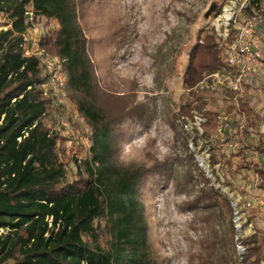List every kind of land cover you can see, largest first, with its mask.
<instances>
[{
    "label": "trees",
    "instance_id": "1",
    "mask_svg": "<svg viewBox=\"0 0 264 264\" xmlns=\"http://www.w3.org/2000/svg\"><path fill=\"white\" fill-rule=\"evenodd\" d=\"M248 1L242 16L257 11L264 19V0ZM97 4L102 8L101 0H0L6 25L0 29V264H157L148 239L144 191L150 184L157 191L170 182L187 197L182 207L191 213V221L207 228L190 261L264 264V233L236 239L231 200L197 167L188 146L198 131H188L185 125L198 110L206 120L203 133L193 140L208 139L210 167L240 157L241 168L254 171L263 186L264 168L247 162L243 154L247 141L239 135L242 123L228 118L237 112L249 120L252 109L242 97L229 93L225 118L220 119L204 97L197 96L208 90L200 88V82L224 65L217 37L199 34L188 51L183 86L195 98L181 104L170 123L181 147V155L175 157L180 171L175 159L126 164L120 161L121 140L131 128H147L154 109L142 102L131 105L127 97L113 94L114 84L108 80L112 51L128 46L132 37L114 21L109 30L100 28L93 18ZM26 12H32L31 19ZM37 17L57 23L40 44L59 58L72 102L91 130L89 157L81 162L83 169L76 165L73 180L67 178L59 156L64 129L53 130L44 123L51 99L43 95L42 60L25 54V33ZM262 21L257 27L264 30ZM107 98L118 100L119 108L105 102ZM210 126L214 137L208 133ZM234 142L236 150L225 157V145ZM258 142L256 150L264 154V142ZM100 220L105 221L107 246ZM238 243L245 248L242 254Z\"/></svg>",
    "mask_w": 264,
    "mask_h": 264
},
{
    "label": "rangeland",
    "instance_id": "2",
    "mask_svg": "<svg viewBox=\"0 0 264 264\" xmlns=\"http://www.w3.org/2000/svg\"><path fill=\"white\" fill-rule=\"evenodd\" d=\"M231 1L233 0H101L102 8L99 4L95 6L93 18L100 28L109 30L114 21L126 36L131 34L132 37L128 46L112 51L114 60L111 61L108 80L113 82L112 90L115 93L110 92L119 97H127L126 101L131 105L142 102L154 109L147 128H131L129 135L121 140V162L150 165L154 161L176 160L175 157L181 155L179 140L175 139L170 123L174 122L179 106L190 97L195 98L183 86L188 51L199 34L214 33L210 28V18L204 17L208 8L215 5L216 12L211 15L215 17ZM32 22V27L25 33L24 49L28 55L39 56L42 60L43 73L46 75L43 95L51 99L44 123L53 130L64 129L61 133L66 138L59 143V156L65 163L67 178L73 180L76 165L81 166V162L89 157L91 130L76 111L59 58L40 44L44 35L57 28L56 21L37 17ZM5 27V19L0 15V29ZM258 32V37L264 43V30L258 29ZM202 88L209 91L203 89L204 94L199 93L197 96L204 97L208 108L225 117L224 108L228 104L226 96L229 91L221 86L216 90L211 87ZM233 96L238 99L242 97L252 109L249 120L245 114L237 112L228 115L235 123H242L241 128L245 132L241 130L239 135L243 141L261 139L264 142V69L245 78L240 90ZM105 102L119 108L115 103L120 102L116 99L107 98ZM187 119L185 129L195 128L193 117L192 120L189 117ZM207 128L208 133L214 137V126ZM231 133H234L233 130ZM194 136L198 135L194 133L190 137L189 149L194 153L197 167L205 172L215 188L222 189L221 192L228 196L231 203H238L241 209H244L243 201L244 207H249L246 201L259 198V191L251 186L248 171L241 168L243 163L240 157L234 158L229 164L218 163L211 168L208 139H197L194 143ZM235 150L227 146L225 157ZM178 164L176 160L177 170L180 169ZM81 168L83 169L82 166ZM197 187L199 186L193 183V191ZM153 188V184H150L144 191V202L149 225L148 239L157 264H196L189 257L198 251V240L205 235L207 228L203 223L191 221V213L182 207L187 197L178 194L172 182L164 189L156 191L154 188L155 191H151ZM247 222L244 218L243 230L241 233L238 230L239 235L251 233ZM100 226L103 244L107 246L109 236L104 220H100ZM257 230L264 233V228Z\"/></svg>",
    "mask_w": 264,
    "mask_h": 264
},
{
    "label": "built area",
    "instance_id": "3",
    "mask_svg": "<svg viewBox=\"0 0 264 264\" xmlns=\"http://www.w3.org/2000/svg\"><path fill=\"white\" fill-rule=\"evenodd\" d=\"M248 2V0H233L230 5L223 8L220 14L215 17H209L210 28L219 41L225 68L223 71L208 75L200 82L199 86L215 89L218 84H224L227 81L228 88L233 92H238L244 78L253 76L261 70L264 44L258 37L257 22H261L263 16L260 12L253 11V16L240 19L239 17ZM26 15L29 19L32 18V12H26ZM25 54L28 55L26 52ZM227 67H234L237 74L231 76L229 70L225 73L224 71H226ZM48 68H50L49 65ZM193 122L197 128L193 127L198 130V135H201L203 133L202 125L205 122L203 114L193 111ZM223 127L224 125L218 128L219 133H221ZM234 204L233 222L237 230V239L242 237V234H238V230L240 233L243 230L242 221L245 218V212L238 206V203ZM247 205L249 206L250 203H247ZM237 249L239 254L245 251V248L240 243L237 244Z\"/></svg>",
    "mask_w": 264,
    "mask_h": 264
},
{
    "label": "crops",
    "instance_id": "4",
    "mask_svg": "<svg viewBox=\"0 0 264 264\" xmlns=\"http://www.w3.org/2000/svg\"><path fill=\"white\" fill-rule=\"evenodd\" d=\"M239 18L242 19V18H244V16L240 15ZM258 36H259V32H258ZM217 40H218V38H217ZM260 40L263 42V40L261 38H260ZM218 43H219V41H218ZM221 56H222V51H221ZM223 62H224V59H223ZM262 62H263V65H262V68L261 69L263 70L264 69V55H263ZM224 68H225V63H224V65H223V67L221 69H219V70H217L215 72L223 71ZM228 70L230 71L231 76H234V75L237 74L236 73V69L234 67L233 68L227 67L226 68V71H224V72L226 73ZM233 70H235V73H233ZM262 70H260V71H262ZM250 77H252V76H250ZM244 81H245V78L242 80V82H244ZM242 82H241V84H242ZM219 86L224 87L231 94H236L237 93V92L231 91L228 88L227 81H225L224 84H218L215 87L214 90H216ZM219 116H220V114H219ZM221 118H225V117H221L220 116V119ZM257 145H259V142L258 141H255V140H251V141L249 140V141H247L245 143L246 149L244 150L243 154L245 155L247 162H251V163L258 164L260 167L264 168V154H261L260 152H258L256 150ZM222 146H224V145H222ZM226 147H227V145H225V149H226ZM230 147H232L233 149H235L236 148V142L231 143ZM234 158L235 159H238V157H234ZM234 158H233V160H235ZM248 175L251 176V179H250L251 180V186L254 189H257L259 191V194H258L259 198L257 200H255V201H254V199L253 200H248V201L245 200L247 203H250L249 207H244V203H243L244 201L242 202L243 208H244L242 210L245 212V219L248 220L247 226H249V230H251V233H249L247 235H250V234H253L255 231H258L257 228H261L262 230L264 228V187H263L264 186V182L262 183L263 186L261 187L260 185H258L261 182H260V179L257 176V174L253 173V171H252V173L249 172ZM220 187H222V186H220ZM220 190H222V189H220ZM254 191L255 190H253V192ZM243 200H244V198H243Z\"/></svg>",
    "mask_w": 264,
    "mask_h": 264
},
{
    "label": "water",
    "instance_id": "5",
    "mask_svg": "<svg viewBox=\"0 0 264 264\" xmlns=\"http://www.w3.org/2000/svg\"><path fill=\"white\" fill-rule=\"evenodd\" d=\"M216 11H215V5L214 4H212L209 8H208V10L205 12V14H204V17H205V19H207V18H209L212 14H214Z\"/></svg>",
    "mask_w": 264,
    "mask_h": 264
}]
</instances>
